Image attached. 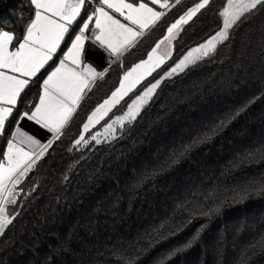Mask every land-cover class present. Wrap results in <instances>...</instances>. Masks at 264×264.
I'll return each mask as SVG.
<instances>
[{
	"label": "trees",
	"instance_id": "trees-1",
	"mask_svg": "<svg viewBox=\"0 0 264 264\" xmlns=\"http://www.w3.org/2000/svg\"><path fill=\"white\" fill-rule=\"evenodd\" d=\"M7 1L0 30L22 39L35 7L30 0H0V7ZM169 1L171 9L92 83L59 139L16 186L0 264H264V5L238 21L212 57L164 80L125 133L98 146L73 144L87 111L198 0ZM224 2L209 0L183 26L169 61L111 115L219 31ZM98 3L86 0L81 16ZM61 48L30 80L20 113L38 102ZM11 131L0 134V150ZM185 145L191 148L178 163L158 171Z\"/></svg>",
	"mask_w": 264,
	"mask_h": 264
},
{
	"label": "snow or ice",
	"instance_id": "snow-or-ice-1",
	"mask_svg": "<svg viewBox=\"0 0 264 264\" xmlns=\"http://www.w3.org/2000/svg\"><path fill=\"white\" fill-rule=\"evenodd\" d=\"M149 2L155 5L159 0H149ZM31 3L35 6V19L28 25L22 39L12 32L0 31V134L7 135L11 131L6 124L10 126L14 124L15 127V130L11 131L12 138L7 140V151L0 150V232L12 222L7 206L16 203L14 198L16 186L45 155L53 141L59 139L89 82L97 76L102 78L104 71H107L105 69L97 72L87 57L94 53L98 46L109 55L119 58L132 46L138 36L143 35V29L164 15L155 11L143 0H139L138 3H129L127 0H99L100 6L96 7L91 15L85 12L86 19L81 16L86 0H31ZM208 3L209 0H201L168 27V34L156 43L148 53V59L140 61L125 72L120 87L87 117V122L83 124L84 132H88L91 127L103 120L137 84L160 68L166 59L171 58L170 47H166L160 55H157L161 45L170 46L181 26L187 24ZM258 5H264V0H226V5L220 13L223 17V28L205 43L188 51L161 80L183 72L197 61L212 56L217 50V45L228 40L229 29L242 18L246 19L245 14H252ZM160 6L166 8L168 4ZM106 8L118 13L129 23L121 22ZM78 18L83 20L82 25ZM93 21L94 29L91 28ZM74 24L76 27H73ZM130 25H138L141 31H136ZM86 33L90 34L86 35ZM13 40H17L18 47L10 50ZM62 43L67 47V51L64 52V58L60 60L59 65L43 80L39 102L32 105V110L20 113L17 105L22 102V93L29 86L30 80L37 77L49 61L53 60L57 50L63 51ZM161 80H156L143 93L136 96L127 105V111L123 115L107 123L104 134L112 135L114 126L123 127L125 123L131 124L135 121L152 99ZM22 120L34 121L36 125L47 129L53 134V140L42 144L23 129L19 123ZM223 126V121L217 125V127ZM99 135L98 133L92 137L97 143H100ZM198 140L199 137L192 143L195 144ZM81 143H88L83 135L76 141L77 145ZM190 148L191 145L182 146V150L174 152L160 164L158 171L162 172L178 163ZM210 214L205 213V215ZM175 251L178 249L173 251V255Z\"/></svg>",
	"mask_w": 264,
	"mask_h": 264
},
{
	"label": "crops",
	"instance_id": "crops-1",
	"mask_svg": "<svg viewBox=\"0 0 264 264\" xmlns=\"http://www.w3.org/2000/svg\"><path fill=\"white\" fill-rule=\"evenodd\" d=\"M31 1V0H30ZM127 2H129V3H138L139 2V0H127ZM143 2H145V3H149V6L150 7H153L154 8V10L155 11H158V12H162V13H164V15H165V13L170 9V1L169 0H159V3H157V4H155V5H153V4H151L150 2H149V0H143ZM201 2V0H198L196 3H194L193 5H191L190 7H188L185 11H183L173 22H171L168 26H167V28L165 29V32H164V34L155 42V44L153 45V47L152 48H154L155 46H156V43L157 42H159V41H161V40H163L164 39V37L168 34L167 33V29H168V27H170L171 26V24H173V23H175V21L176 20H178L182 15H184V13L185 12H187L188 11V9H190V8H193V7H195V5L197 4V3H200ZM161 4H168V7H166V8H163V7H161L160 5ZM98 6H100V3H98L97 5H96V7H98ZM35 7V6H34ZM95 7V8H96ZM224 8V7H223ZM223 8L222 9H220L219 10V13H218V16H219V18L221 19V21L223 22V17L220 15V13L223 11ZM95 10V9H94ZM93 10V11H94ZM106 10L107 11H109L111 14H113L117 19H120L121 20V22H123V23H129V22H127V21H124V19H123V17H121L118 13H114L113 12V10H110V9H107L106 8ZM246 15H248L247 13L245 14V16ZM163 16V15H162ZM161 16V17H162ZM33 19H35V13H34V17H33ZM32 19V20H33ZM161 19V18H160ZM159 19V20H160ZM158 20V21H159ZM158 21H156L155 23H153V24H150L147 28H145V29H143L142 31H143V35L142 36H138L136 39H135V41H134V43L132 44V46L133 45H135L148 31H149V29H151ZM31 24V23H30ZM131 27H133L136 31H141V29L139 28V26L138 25H130ZM183 26V25H182ZM181 26V27H182ZM223 26V25H222ZM91 28H93L94 29V21L92 22V26H91ZM233 28V27H232ZM232 28L231 29H229V31H231L232 30ZM0 31H5V30H0ZM78 31V30H77ZM178 33H179V31L175 34V36H174V39L172 40V42H171V45L170 46H168V45H165V44H162L161 45V49H160V52H158L157 53V55H160V53L161 52H163L164 51V49L166 48V47H170L171 48V52H172V55H173V53H174V41L176 40V38H177V36H178ZM25 34H26V32H25ZM88 34H90V33H86V35H88ZM211 38V37H210ZM209 39V38H208ZM206 41H204L203 43H205ZM225 42V41H224ZM223 42V43H224ZM203 43H201V44H203ZM222 43V44H223ZM222 44H219V45H217V48L220 46V45H222ZM200 45V44H199ZM131 46V47H132ZM18 47V46H17ZM131 47H129V48H127L124 52H123V54H125ZM195 47H197V46H195ZM194 47V48H195ZM152 48H151V50H152ZM10 50H15V49H13L11 46H10ZM151 50L149 51V52H151ZM67 51V49L64 51V52H66ZM148 52V53H149ZM148 53H147V55L142 59V60H147L148 59ZM122 54V55H123ZM121 55V56H122ZM172 55H171V57H172ZM214 55V54H213ZM212 55V56H213ZM121 56L119 57V58H117V57H115V56H111V55H109L108 53H106V52H104V50L103 49H99L98 48V46H97V48L94 50V53H92V54H90L88 57H87V60H90L91 61V63H92V65H93V67H95L96 68V71L97 72H101V71H104L105 69H108L115 61H117V60H119L120 58H121ZM212 56H210V57H212ZM210 57H205V58H203L202 60H199V61H197V63H200V62H202V61H204V60H206V59H208V58H210ZM64 58V53L60 56V58L57 60V62L55 63V65L51 68V70L45 75V77H44V79H46L47 78V76L59 65V62H60V60H62ZM142 60H140V61H142ZM140 61H137L135 64H131L124 72H123V74L121 75V77H120V79H119V81H118V83H117V85H116V87L107 95V96H105L99 103H97L96 105H93L88 111H87V113H86V116H85V119H84V121H83V123L81 124V129H80V132H79V134L77 135V137L74 139V141H73V144H76V141L77 140H79L80 139V136L81 135H83L84 136V138L88 141L89 140V138H91L92 139V137L93 136H96L98 133L100 134L99 136H98V138L100 139V136H103V137H105L103 140H106V141H104V143H106V142H108V141H110V140H112V139H114V138H116V137H118V136H120L121 134H123V133H125L129 128H130V126L132 125V123L134 122H132L131 124H128V123H125V125L123 126V127H120V126H114V132H113V134L112 135H105L104 134V128H105V126H106V124L107 123H111L112 122V120H114L115 119V117H117V116H121V115H123V113L124 112H126L127 111V105L128 104H130L131 102H132V100H134L135 98H136V96H138V95H140L141 93H143V91L147 88H145V89H143L140 93H138V94H136V95H134L133 96V98L131 99V101L125 106V108L121 111V112H119L118 114H115L114 113V115H115V117L113 118V116L114 115H112L111 116V112L113 111V110H115L117 107H119L120 106V104L133 92V91H135L136 90V88H138L137 86H139V85H141V84H143L147 79H149L150 77H151V75L152 74H154L156 71H158L164 64H166L168 61H169V59H166V61H165V63L163 64V65H161V67L160 68H157L155 71H153L152 72V74L151 75H148V76H146L139 84H137L136 86H135V88H133V90H132V92H130L129 94H128V96H126L123 100H121V102L118 104V105H116L113 109H112V111L111 112H109L108 113V115L107 116H105L104 117V119L103 120H108V119H110L111 117V119L108 121V122H105L104 124H100V122L98 123V124H95L93 127H91L89 130H88V132H84V129H83V124L84 123H86L87 122V117L89 116V115H91V113L100 105V104H102L103 102H104V100H106V99H108L110 96H111V94H112V92H114L117 88H119L120 87V82L123 80V77H124V73L125 72H127L129 69H131L134 65H136V64H138V63H140ZM196 63V64H197ZM105 72V71H104ZM165 73H167V71L165 72ZM165 73H163L159 78H162V77H165ZM99 76H97V77H95L91 82H89V84H88V86L85 88V90H84V92L82 93V96H81V99H80V101H79V103H78V105L80 104V102L82 101V99H83V97L85 96V94H86V92L88 91V89L90 88V86L92 85V83L98 78ZM43 79V80H44ZM166 79H168V78H164V79H159V80H161V83H160V85H159V87L161 86V84L164 82V80H166ZM153 83H155V82H153ZM153 83H151V84H153ZM150 84V85H151ZM149 85V86H150ZM148 86V87H149ZM158 87V88H159ZM158 88L156 89V91L158 90ZM42 90H43V81H42V85H41V93H40V95L42 94ZM155 91V92H156ZM155 94V93H154ZM153 94V95H154ZM38 102H39V100H38ZM37 102V103H38ZM151 102V100L149 101V103ZM149 103L145 106V108L149 105ZM78 105H77V107H78ZM76 107V108H77ZM144 108V109H145ZM143 109V110H144ZM142 110V111H143ZM74 113V112H73ZM73 115V114H72ZM107 118V119H106ZM102 121V120H101ZM19 123L22 125V127H23V129L25 130V131H27L30 135H33L36 139H38V140H40L41 141V143L42 144H46L49 140H53V134L51 133V132H49L47 129H44L42 126H40V125H36L35 124V122L34 121H28V120H22V121H19ZM14 130H15V128H14ZM13 130V131H14ZM104 143H100V145L101 144H104ZM7 151V146H6V148H5V152Z\"/></svg>",
	"mask_w": 264,
	"mask_h": 264
},
{
	"label": "rangeland",
	"instance_id": "rangeland-1",
	"mask_svg": "<svg viewBox=\"0 0 264 264\" xmlns=\"http://www.w3.org/2000/svg\"><path fill=\"white\" fill-rule=\"evenodd\" d=\"M225 5H226V0H225L224 4L222 5L221 9H222ZM170 9H171V7H170ZM219 10H220V9H219ZM218 13H219V11H218ZM222 25H223V22L221 21V27H220L219 31L223 28ZM183 26H184V25H183ZM183 26L180 28L178 35L181 33V31H182V29H183ZM217 32H218V31H217ZM215 34H216V33H215ZM215 34H214V35H215ZM177 37H178V36H177ZM174 42H175V41H174ZM202 43H203V42H202ZM200 44H201V43H200ZM198 45H199V44H198ZM198 45H196V46H198ZM194 47H195V46H194ZM194 47H192V48H194ZM192 48H191V49H192ZM191 49L187 50V51H186V52H185V53H184V54H183V55H182V56H181V57H180V58H179V59H178V60H177V61H176V62H175V63H174V64H173L168 70H167V72H168L172 67H174L175 64L178 63L179 60L182 59L183 56L186 55L187 52L190 51ZM150 50H151V49H150ZM150 50H149V51H150ZM146 55H147V54H146ZM139 61H140V60H139ZM164 65H165V64H164ZM164 73H165V72H164ZM181 73H182V72H178V73L174 74L173 76H177V75H179V74H181ZM152 75H153V74H152ZM152 75H151V76H152ZM173 76H171V77H173ZM171 77H166V78H171ZM159 79H161V78H157L156 80H159ZM147 80H148V79H147ZM147 80H146V81H147ZM156 80L153 81V82H156ZM166 80H167V79H166ZM146 81H145V82H146ZM153 82H151V83H153ZM117 83H118V82H117ZM151 83H150V84H151ZM150 84H149V85H150ZM141 85H142V84H141ZM141 85H139V86H137V87H140ZM149 85H147L146 87H148ZM115 87H116V86H115ZM146 87H145V88H146ZM145 88H144V89H145ZM136 90H137V88H136ZM136 90L133 91L132 93L136 92ZM142 90H143V89H142ZM132 93H131V94H132ZM139 93H140V92H139ZM137 94H138V93H137ZM153 97H154V95H153ZM153 97H152V99H153ZM132 98H133V97H132ZM152 99H151V101H152ZM125 100H126V99H125ZM125 100H124V101H125ZM124 101H123V102H124ZM123 102H122V103H123ZM122 103H121V104H122ZM121 104H120V105H121ZM149 104H150V103H149ZM95 105H96V104H95ZM118 108H119V107H117L116 109H118ZM76 109H77V108H76ZM116 109H115V110H116ZM115 110H113V111H115ZM75 111H76V110H75ZM75 111H74V112H75ZM111 111H112V110H111ZM113 111H112V112H113ZM121 111H122V110L116 112L115 114H118V113L121 112ZM112 112H111V114H112ZM73 114H74V113H73ZM113 115H114V114H113ZM85 116H86V115H85ZM111 116H112V115H111ZM71 117H72V116H71ZM114 117H115V115L113 116V118H114ZM111 118H112V117H111ZM111 118H110V119H111ZM106 119H107V118H106ZM110 119H108V120H106V121H105V120H102V121H100V124H104L105 122H108ZM82 123H83V122H82ZM104 138H105V137H103V136H100V139L98 138V139L100 140V143H104V141H106V140H103ZM100 143H97L96 140H93V139L89 138L87 144L81 143V144L75 146V148H76V147H77V148H79V147H84V146L89 145V144H93L94 146H95V145L98 146V145H100ZM15 190H16V189H15ZM1 233H2V232H0V234H1Z\"/></svg>",
	"mask_w": 264,
	"mask_h": 264
},
{
	"label": "water",
	"instance_id": "water-1",
	"mask_svg": "<svg viewBox=\"0 0 264 264\" xmlns=\"http://www.w3.org/2000/svg\"><path fill=\"white\" fill-rule=\"evenodd\" d=\"M9 1L3 3V5L0 7V13L4 10V8L7 6Z\"/></svg>",
	"mask_w": 264,
	"mask_h": 264
}]
</instances>
